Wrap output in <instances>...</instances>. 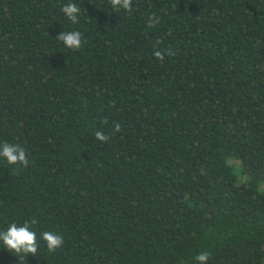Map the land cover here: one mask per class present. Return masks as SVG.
Segmentation results:
<instances>
[{
	"label": "trees",
	"instance_id": "16d2710c",
	"mask_svg": "<svg viewBox=\"0 0 264 264\" xmlns=\"http://www.w3.org/2000/svg\"><path fill=\"white\" fill-rule=\"evenodd\" d=\"M4 142L29 165L0 157V231L40 248L0 264H264V0H0Z\"/></svg>",
	"mask_w": 264,
	"mask_h": 264
},
{
	"label": "clouds",
	"instance_id": "9594fccd",
	"mask_svg": "<svg viewBox=\"0 0 264 264\" xmlns=\"http://www.w3.org/2000/svg\"><path fill=\"white\" fill-rule=\"evenodd\" d=\"M133 0H110V4L113 10L119 12L120 9H124L128 12L132 11ZM63 14L73 24L80 22L81 6L75 3H67L62 7ZM158 19L153 14L149 17L148 27L151 28L154 24L158 23ZM56 40L62 41L66 48L72 50H78L82 47L83 36L79 30L64 31L57 35ZM162 42L157 40L153 45V55L163 61L165 56H174L176 52L171 47L160 48L159 45ZM121 131V125L116 123L113 125V134ZM95 139L99 140L101 144H106L111 136L103 131L95 132ZM0 157L7 160L9 164H20L23 167L29 165V160L26 154V150L19 144H12L4 142L0 144ZM37 224V220L33 218L30 222L25 220L23 224L18 225L16 222H12L5 230L0 231V242L3 243L4 248L12 253H15L21 260V256L28 257L29 255L37 256L40 248L38 242V236L36 231L33 230V225ZM39 239L46 242L47 250L50 253H54L57 249L61 248L64 244L63 237L53 231H42ZM210 253L205 251L195 256L196 264H208Z\"/></svg>",
	"mask_w": 264,
	"mask_h": 264
}]
</instances>
